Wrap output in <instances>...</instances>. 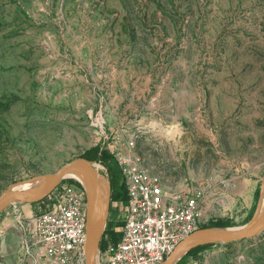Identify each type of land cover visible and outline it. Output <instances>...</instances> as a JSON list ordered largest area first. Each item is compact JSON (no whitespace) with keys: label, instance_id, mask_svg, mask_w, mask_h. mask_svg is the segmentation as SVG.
Returning <instances> with one entry per match:
<instances>
[{"label":"rangeland","instance_id":"rangeland-1","mask_svg":"<svg viewBox=\"0 0 264 264\" xmlns=\"http://www.w3.org/2000/svg\"><path fill=\"white\" fill-rule=\"evenodd\" d=\"M93 148L131 153L172 191H205L203 229L251 223L264 195V0H0V195ZM93 163L115 227L124 205ZM38 211L0 215V264H24ZM177 264H264V231Z\"/></svg>","mask_w":264,"mask_h":264},{"label":"built area","instance_id":"built-area-1","mask_svg":"<svg viewBox=\"0 0 264 264\" xmlns=\"http://www.w3.org/2000/svg\"><path fill=\"white\" fill-rule=\"evenodd\" d=\"M127 201L121 237L99 253V264H163L177 245L203 229L205 191H172L131 153L117 149ZM65 179L30 218L20 237L24 264H86L88 197L84 186ZM107 230V228H106ZM106 233V231H105ZM103 237V238H104Z\"/></svg>","mask_w":264,"mask_h":264},{"label":"water","instance_id":"water-1","mask_svg":"<svg viewBox=\"0 0 264 264\" xmlns=\"http://www.w3.org/2000/svg\"><path fill=\"white\" fill-rule=\"evenodd\" d=\"M93 165L94 163L92 161L79 158L66 164L55 174L49 175V180L36 190L19 187L24 183L11 187L0 195V215L11 205L18 203L33 205L42 202L65 179H68L67 175L70 172L79 171L86 180V186L82 185L88 197L87 241L85 246L86 264H99V253L108 224L111 198H109L106 214L103 216V222L101 226H98L97 222L100 209L99 179ZM261 208L256 218L244 227L237 229H201L192 233L177 245L163 264H177L191 250L200 246L212 244L229 245L250 240L261 235L264 231V209L262 210ZM181 255L182 257L179 258Z\"/></svg>","mask_w":264,"mask_h":264},{"label":"trees","instance_id":"trees-1","mask_svg":"<svg viewBox=\"0 0 264 264\" xmlns=\"http://www.w3.org/2000/svg\"><path fill=\"white\" fill-rule=\"evenodd\" d=\"M83 158L92 162H99L106 167L108 174L111 178V186L113 191L112 201L113 202L118 201L120 202V204L125 205L127 201V196L124 185H122V176H121L120 168L114 156L107 151L104 152L99 148H93L87 151L83 155ZM121 226L122 223L118 222V224L115 227H111V228L107 227L105 235H108L110 237V240L114 243L118 242V240L121 237V233L118 231V228ZM105 237L103 238L101 243V251H104L108 245V242L105 239ZM213 245L214 244L194 248L187 254V256L196 257L199 253H201L202 251H204L209 247H212Z\"/></svg>","mask_w":264,"mask_h":264},{"label":"bare ground","instance_id":"bare-ground-1","mask_svg":"<svg viewBox=\"0 0 264 264\" xmlns=\"http://www.w3.org/2000/svg\"><path fill=\"white\" fill-rule=\"evenodd\" d=\"M94 169L98 175L99 179V194H100V209H99V219H98V226H101L103 222V216L106 214L109 198H110V182L109 179L104 176L101 173V165L94 164ZM107 170V169H106ZM109 176V175H108ZM67 178H75L77 179L81 184L86 186V180L82 173L79 171H72L67 175ZM49 180V175L44 177L35 178L31 181H28L24 184H22L19 187L25 188V189H31L36 190L40 188L43 184H45ZM264 188V187H263ZM262 210L264 209V195H263V202H262ZM182 255L179 257L181 258Z\"/></svg>","mask_w":264,"mask_h":264},{"label":"crops","instance_id":"crops-1","mask_svg":"<svg viewBox=\"0 0 264 264\" xmlns=\"http://www.w3.org/2000/svg\"><path fill=\"white\" fill-rule=\"evenodd\" d=\"M37 205V204H36ZM108 225V224H107Z\"/></svg>","mask_w":264,"mask_h":264}]
</instances>
